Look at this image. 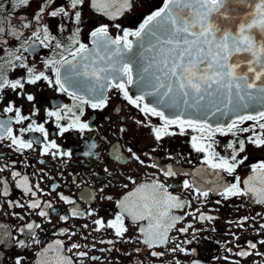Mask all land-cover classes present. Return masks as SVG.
Here are the masks:
<instances>
[{
  "label": "snow or ice",
  "instance_id": "1",
  "mask_svg": "<svg viewBox=\"0 0 264 264\" xmlns=\"http://www.w3.org/2000/svg\"><path fill=\"white\" fill-rule=\"evenodd\" d=\"M33 3H38L39 7L33 11L30 19L16 13V9L31 8ZM8 4H11V8ZM85 6L114 21L132 10L134 0H60L59 3L56 0H7V3H0V106L6 104L3 112L14 113V117L0 119V141L7 139L8 147L18 153L35 150L36 145H42L43 155L71 157V151L61 150L56 140L49 138L44 124L23 114L15 101L6 99L8 91L24 97L26 102H34L36 96L28 92L27 86L47 82L49 87L72 96L77 102L73 107L83 115L81 105L103 109L109 102L106 90L115 88L124 100L144 115L146 120H137L136 123L150 127L155 141L161 142L165 137L185 134L188 129L200 134L191 137V146L197 153L205 154L202 164L213 170L215 178L207 180V169L200 168L192 174L199 180H183L182 188L190 190L194 199L206 200L210 193H216L224 200L251 196L254 203L264 205V160L251 165L247 179L241 180L236 174L237 169L248 159L247 155L241 156L248 145L264 150V0H162V6L148 14L135 29H121V25L115 24L114 27L121 32L113 36L109 24L99 25L90 32L91 47L80 39L82 10ZM46 17L55 19L56 25L46 22ZM53 27H56L59 35L66 31L69 34L59 39L58 34H53ZM26 31L30 34L26 35ZM38 47L50 48L54 52L53 56L43 60L44 70H40L29 59L36 54ZM17 70H23V74L19 78H11L10 74ZM80 77H87L92 83L84 88ZM132 85L137 89L136 95L129 91ZM82 88L86 94L81 93ZM73 107L64 105L57 110H46L49 118H55L61 136L70 130L84 132L89 129L88 123L81 121ZM64 109H67V113ZM38 112L39 109L33 105L32 114ZM230 113L234 118L228 123L219 122ZM151 117H158L162 123L151 125ZM213 117L217 120L215 126L209 123ZM65 119L70 122L66 125L60 123ZM13 120L16 125H21L18 132L12 127ZM25 121H29L26 126ZM248 121L254 123L243 127ZM173 128L179 132L173 131ZM37 132L42 135L43 141L35 137L25 139V133ZM216 133L236 137L227 145L231 149L229 155L214 150ZM241 133L251 135L240 139ZM95 147V143L89 144L84 155H94L92 150ZM127 151L133 159L144 165L145 161L131 148ZM114 156L117 160L122 158L119 148L115 150ZM151 167L158 168L159 165L153 163ZM160 171L165 177L178 175L171 165L160 168ZM2 172L4 168H0ZM221 173L234 176L235 182L225 183ZM11 176L14 179L19 177L16 187L31 197H37V191H43L39 184H30L29 177L22 176L19 171L11 172ZM127 179L136 183L132 177ZM0 184H3V196L7 197V181H0ZM170 187L172 185L166 186L159 180L137 186L133 193L118 201L120 212L114 219L92 220L97 226L95 230L111 229L116 237L123 239L129 231L126 217L134 222L146 220L147 226L140 227L139 231L141 242L155 249L149 253L151 257L165 264L168 254L187 253L189 250L181 243L169 247V233L173 229L187 233L192 228L191 223L176 228L183 217L174 215L172 211L191 207V201L173 195L168 191ZM58 195L60 200L73 206L71 216L84 214L75 206V200L63 193ZM8 203L14 207H25L19 201L9 200ZM220 203L221 200L216 201V204ZM27 207L39 209L36 214L48 218L47 209H52V204L48 202L42 207L40 199H32ZM195 213H199L196 218L201 221L214 219L199 208ZM195 213L189 212L187 215ZM87 214L96 216L95 210ZM59 218L67 221L69 216ZM256 218L245 216L237 222L238 227L243 229L249 219L255 221ZM41 228V224L31 222L19 231L24 233L27 229L32 243L39 245L41 241L36 238L35 230ZM255 231L259 236L264 232V224ZM61 232L67 233L68 230L62 229ZM74 235V232L70 233L68 239L71 240ZM12 239L10 226L0 223V244ZM235 239L238 241L239 237L235 236ZM14 242L21 249L29 247L24 239L15 238ZM107 243L114 242L109 240ZM258 246H264V239L256 242L248 240L246 247L237 245L238 250L233 252L229 248L228 251L239 258L257 256L264 259V252L259 251ZM81 247L75 242L65 247L64 241L56 240L54 245L49 244L38 254L41 259L37 264H85L88 252L79 251ZM53 250L55 257L47 258V254ZM139 251L136 249V252ZM73 252L78 260L66 254ZM126 255L131 258L130 253ZM90 259L97 261L98 257L92 256ZM14 264H25L24 256L16 257ZM174 264L180 262L177 260ZM193 264L200 262L194 261ZM231 264H241V260H234Z\"/></svg>",
  "mask_w": 264,
  "mask_h": 264
},
{
  "label": "flooded vegetation",
  "instance_id": "2",
  "mask_svg": "<svg viewBox=\"0 0 264 264\" xmlns=\"http://www.w3.org/2000/svg\"><path fill=\"white\" fill-rule=\"evenodd\" d=\"M56 2L59 3L60 0H56ZM0 3H7V0H0ZM159 6H162V0H134L132 10L117 17L114 21L95 12L90 6H85L82 10L83 23L80 39L91 47L90 32L101 24H109V30L113 36L121 32L120 29L114 27L115 24L121 25V29H135L148 14ZM8 7L11 8V4H8ZM38 7V3H33L31 8L16 9V13L30 19L33 11ZM45 20L54 26L57 23L52 18L46 17ZM25 34L30 33L26 31ZM53 34H58L56 27H53ZM68 34L67 31L63 35L58 34V38L63 39ZM53 55L52 49L38 47L36 54L31 55L29 59L40 70H44L43 60ZM22 74L23 70H17L10 76L19 78ZM80 79L84 82V88L92 83L87 77H80ZM84 88L80 90L81 93H84ZM27 90L36 96V101L26 102L24 97H20L10 90L6 99L9 102L15 101L17 106L21 107L23 114L35 119L37 123L44 124L49 132V138L56 140L61 150L71 151L72 155L63 158L43 155L41 153L42 145H36L35 150H24L23 153H18L14 148L8 147L7 139L0 141V168H4V172L0 173V181H7L9 189V195L3 196V184H0V223L10 226L13 237L7 243L0 244V264H14V259L20 255L24 256L25 264H37V261L41 259L38 254L49 244L54 245L56 240L64 241L65 247L70 246L73 242L82 245L79 251L88 252L85 264H160L157 258L149 255L155 249H150L141 242L142 235L139 228L147 226L148 221L134 222L130 217H126L125 223L129 231L123 239L116 237L111 229L96 231L97 226L92 223L94 218H103L105 221L114 219L120 212L118 201L133 193L137 186L150 184L155 180H159L166 186L172 185L168 188L169 192L181 196L185 201H191V207L186 206L184 209H173L172 211L174 215L183 217L177 223L176 228L185 227L189 223L192 224V228L187 233L178 232L176 229L169 233L171 238L169 247L181 243L189 251L174 255L168 254L165 264H174L177 260L180 264H193L194 261H199L200 264H231L237 259L241 260V264H264V259L261 257L239 258L228 251L231 248L235 252L238 250L237 245L246 247L248 240L256 242L258 239H264V232L258 236L255 231L261 224H264V219L261 218L264 217V205L254 203L251 196L224 200L216 193H210L206 200L204 198L194 199L190 190L182 188L185 179L190 182L199 180V177L192 174L200 168L207 169L205 177L207 180L215 178L213 170L202 164L205 154L197 153L191 146V137L198 136L199 133L188 129L185 134L165 137L161 142L155 141L150 127L136 123L137 120H146L144 115L124 100L122 94L115 88L106 90L105 94L109 97V102L105 108L93 109L87 104L81 105L83 115H80V112L73 107L77 102L73 100L72 96L60 92L55 87H49L47 82H40L36 86H27ZM129 91L132 95L137 94L134 85L129 86ZM33 105L39 109L36 115L32 114ZM64 105L73 107V111L80 115L81 121L88 123L89 129L84 132L74 129L63 136L59 135L55 118H49L46 110H57L63 108ZM3 106H0V119L14 117V113H4ZM63 111L67 113V109ZM68 115L71 114L68 113ZM150 120L151 125L162 123L158 117H151ZM69 122V119H65L60 123L66 125ZM28 123L29 121H25L24 126ZM253 123L248 121L243 127H249ZM213 125L215 126V124ZM12 127L14 131L18 132L21 125H16L13 120ZM172 130L179 132L176 128ZM249 135L251 133H241L239 138L245 139ZM33 137L43 141L42 135L38 132L25 133V139ZM233 139L236 137L231 134L223 136L216 133L214 150L222 155H229L231 149H228L227 145ZM92 143L96 145L92 150L94 155H84L88 151V145ZM117 148H119L122 157L119 160L114 156ZM129 148L145 161L144 165L131 157L127 151ZM244 155H247L248 159L244 165L237 169L236 173L241 177V180L247 179L252 164L264 160V150L248 145L246 152L241 154V156ZM153 163L159 167H151ZM169 165L173 170L178 171L177 176L165 177L160 171V168H166ZM13 171H19L22 176L27 175L29 183L39 184L43 191H37V197H31L23 189L17 188L16 180L19 177L12 178L11 172ZM181 173H188V175ZM221 175L224 177L225 183L235 182L234 176H229L226 173H221ZM128 177H132L136 183L133 184L127 179ZM34 190L36 189L34 188ZM59 193L75 200V206L84 214L76 217L71 216L73 206L60 200ZM107 197H111V199H107ZM32 199H40L42 207L48 202L52 204V209H47L49 211L48 218L39 217L36 214L39 209L32 210L27 207ZM9 200L19 201L25 207L9 205ZM217 200H221V203L216 204ZM197 208L214 219L211 221L198 220L196 216L199 213H195ZM92 210H95V217L87 214ZM189 212H193L195 215H187ZM12 213L18 215L14 216ZM65 215L69 216L67 221L59 218ZM245 216H256L257 218L255 221L249 219L241 229L237 222ZM31 222L42 225L41 229L35 230L36 238L41 241L39 245L32 243L27 229L24 233L19 231L21 227ZM84 225H88V227H84ZM62 229H67L68 232L62 233ZM73 232L75 235L69 240L68 235ZM233 234L239 237L238 241ZM15 238L24 239L29 247L19 248L14 242ZM109 240L114 243L108 244ZM184 241H191V243H182ZM84 245L87 247H83ZM136 249H140V251L136 252ZM258 250L264 252V246H258ZM74 252L66 254L73 256L74 260H78L79 258L75 257ZM126 253H130L131 258ZM92 256L98 257V260L92 261L90 259ZM54 257V250L47 254V258ZM224 257L230 259L225 260Z\"/></svg>",
  "mask_w": 264,
  "mask_h": 264
},
{
  "label": "water",
  "instance_id": "3",
  "mask_svg": "<svg viewBox=\"0 0 264 264\" xmlns=\"http://www.w3.org/2000/svg\"><path fill=\"white\" fill-rule=\"evenodd\" d=\"M134 86H135V85H134ZM135 88H136V87H135ZM148 99H149V101H151L152 98L149 97ZM231 118H234V117H233L232 114L230 113L228 117H226L224 120L219 121V122H221V123H225V124H226V123L229 122V120H230ZM209 123L216 124V123H217L216 118H215V117L211 118V119L209 120Z\"/></svg>",
  "mask_w": 264,
  "mask_h": 264
}]
</instances>
